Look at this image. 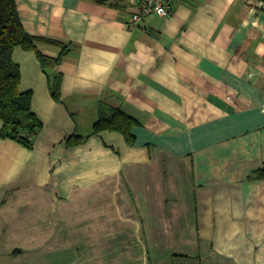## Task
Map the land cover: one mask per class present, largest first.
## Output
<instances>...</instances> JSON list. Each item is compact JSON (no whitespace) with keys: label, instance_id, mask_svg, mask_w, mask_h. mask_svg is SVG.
I'll use <instances>...</instances> for the list:
<instances>
[{"label":"crops","instance_id":"0c3cea01","mask_svg":"<svg viewBox=\"0 0 264 264\" xmlns=\"http://www.w3.org/2000/svg\"><path fill=\"white\" fill-rule=\"evenodd\" d=\"M15 3L27 33L70 50L61 102L36 53L13 51L42 128L31 148L0 138V264H264V179L249 178L264 163V2L172 0L133 27L132 0ZM100 101L140 121L134 145L107 130L67 145Z\"/></svg>","mask_w":264,"mask_h":264},{"label":"trees","instance_id":"16d2710c","mask_svg":"<svg viewBox=\"0 0 264 264\" xmlns=\"http://www.w3.org/2000/svg\"><path fill=\"white\" fill-rule=\"evenodd\" d=\"M97 2L106 3V0H97ZM38 44L59 47L57 58L43 55L38 50ZM16 47L36 53L47 77L52 98L61 102V74L56 71V66L70 50V43L27 33L22 26L15 0H0V121L2 122L0 138L12 139L26 148H31L42 124L31 109L32 92L19 90L21 71L13 60V51ZM140 125V121L134 116L119 107L100 101L91 133L87 136L72 134L67 139V145L78 146L90 135L107 130L120 133L126 143L132 146L135 144L133 128ZM249 178L264 179V163L261 168L251 173Z\"/></svg>","mask_w":264,"mask_h":264},{"label":"built area","instance_id":"2783aa9c","mask_svg":"<svg viewBox=\"0 0 264 264\" xmlns=\"http://www.w3.org/2000/svg\"><path fill=\"white\" fill-rule=\"evenodd\" d=\"M137 6L129 25L136 26L143 18L154 14L161 18H167L172 13V0H132Z\"/></svg>","mask_w":264,"mask_h":264}]
</instances>
